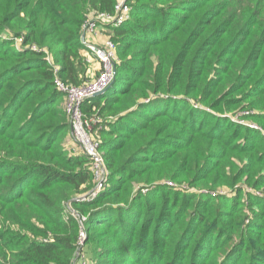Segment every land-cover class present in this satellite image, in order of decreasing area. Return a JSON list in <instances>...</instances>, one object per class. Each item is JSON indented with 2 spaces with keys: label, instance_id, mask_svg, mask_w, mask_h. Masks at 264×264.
Masks as SVG:
<instances>
[{
  "label": "trees",
  "instance_id": "trees-1",
  "mask_svg": "<svg viewBox=\"0 0 264 264\" xmlns=\"http://www.w3.org/2000/svg\"><path fill=\"white\" fill-rule=\"evenodd\" d=\"M116 2L0 0V264H264V0H125L114 80L81 106L107 178L80 199L53 67L95 73L80 25ZM244 107L260 129L222 115Z\"/></svg>",
  "mask_w": 264,
  "mask_h": 264
},
{
  "label": "built area",
  "instance_id": "built-area-1",
  "mask_svg": "<svg viewBox=\"0 0 264 264\" xmlns=\"http://www.w3.org/2000/svg\"><path fill=\"white\" fill-rule=\"evenodd\" d=\"M129 10L130 6L126 4L125 0H117L113 11L90 10L83 18L80 25L79 40L86 49V61L90 62L92 58H96L100 62V71L97 75L92 73L84 82L72 84L64 82L59 77L58 66L55 65L53 67L54 84L64 95L63 108L69 120L70 135L78 149L89 159L91 170L96 179L94 187L87 196L84 195L81 199L95 196L107 178V169L104 163L103 153L99 149V140L94 138L91 133V124L94 122V118L86 117L81 106L84 100L95 96L96 93L102 92L114 80L117 57L115 53V44L110 35L109 37L104 36L105 40L100 45L96 44L95 40L100 36L99 33L103 34L104 32L106 35L108 27L118 26L126 21L129 17ZM22 39V36L14 37L16 47L21 46ZM27 47L47 53L45 48H39L35 44L30 46L27 45ZM46 60L50 64H54L49 55H46ZM194 105L196 106L197 104ZM245 113H248V111ZM227 116H229L232 121L244 124L241 118L242 116ZM98 120L99 119L95 117V122ZM245 125L260 129L255 123H246ZM165 182L172 186L175 185L173 181L166 180ZM223 192H225L223 188L210 191L212 195ZM82 219H84V217H82L81 220ZM84 237L85 232L80 231L79 243H82Z\"/></svg>",
  "mask_w": 264,
  "mask_h": 264
},
{
  "label": "rangeland",
  "instance_id": "rangeland-1",
  "mask_svg": "<svg viewBox=\"0 0 264 264\" xmlns=\"http://www.w3.org/2000/svg\"><path fill=\"white\" fill-rule=\"evenodd\" d=\"M107 33V32H106ZM99 37L95 40V43L96 44H102L103 43V41L105 40L104 38V36H106V37H109V34L107 33L106 35H105V33L103 32V34L102 33H99ZM116 53V52H115ZM85 57H86V52H85ZM92 62H95L96 61V63H95V75H97V73L100 71V62L95 58H92V60H91ZM90 61V62H91ZM85 62H87L86 61V59H85ZM90 62L88 61L87 63L88 64H90ZM86 63V64H87ZM258 102L259 103H261V100H258ZM248 110V113H245L246 111ZM256 110L257 111H260V110H258V109H256L255 108V110L254 109H249V108H247V107H244L243 109H239V110H235V112H229V114L230 115H235V116H242L241 118L243 119V122H244V124H246V123H254V122H252L251 121V118L250 117H245V115L247 114H249V115H253L254 113H256ZM228 113H224V114H222V115H229ZM98 121H100V118H99V120ZM94 122H95V118H94ZM264 131V130H263ZM264 133V132H263ZM66 144H67V147H68V149H69V151L71 152V153H78L80 150L78 149V147L76 146V144L73 142V140H72V137H71V135H70V130H69V132H68V138H67V140H66ZM234 161L237 163V164H240V160H235L234 159ZM169 181H172V180H169ZM223 188V187H222ZM223 190L225 191V189L223 188ZM91 190H89L87 193H85V194H82L81 196H80V199L84 196V195H86V194H88L89 192H90ZM69 209V208H68Z\"/></svg>",
  "mask_w": 264,
  "mask_h": 264
},
{
  "label": "crops",
  "instance_id": "crops-1",
  "mask_svg": "<svg viewBox=\"0 0 264 264\" xmlns=\"http://www.w3.org/2000/svg\"><path fill=\"white\" fill-rule=\"evenodd\" d=\"M95 63H96V61L95 62H92V61L90 62V64H92L93 68H95Z\"/></svg>",
  "mask_w": 264,
  "mask_h": 264
},
{
  "label": "water",
  "instance_id": "water-1",
  "mask_svg": "<svg viewBox=\"0 0 264 264\" xmlns=\"http://www.w3.org/2000/svg\"><path fill=\"white\" fill-rule=\"evenodd\" d=\"M105 90H103L102 92H99V93H96L95 95H97V94H101V93H103Z\"/></svg>",
  "mask_w": 264,
  "mask_h": 264
}]
</instances>
